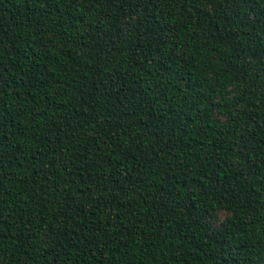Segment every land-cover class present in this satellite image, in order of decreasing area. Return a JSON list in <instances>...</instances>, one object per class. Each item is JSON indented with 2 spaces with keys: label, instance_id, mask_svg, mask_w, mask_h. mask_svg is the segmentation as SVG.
<instances>
[{
  "label": "trees",
  "instance_id": "obj_1",
  "mask_svg": "<svg viewBox=\"0 0 264 264\" xmlns=\"http://www.w3.org/2000/svg\"><path fill=\"white\" fill-rule=\"evenodd\" d=\"M0 264H264V0H0Z\"/></svg>",
  "mask_w": 264,
  "mask_h": 264
}]
</instances>
